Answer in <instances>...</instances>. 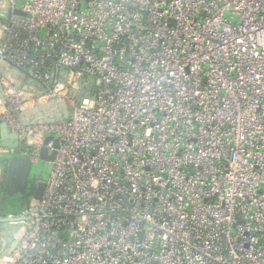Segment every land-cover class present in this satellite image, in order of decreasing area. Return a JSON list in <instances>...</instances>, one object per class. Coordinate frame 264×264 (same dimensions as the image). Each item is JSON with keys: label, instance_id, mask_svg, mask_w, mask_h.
<instances>
[{"label": "built area", "instance_id": "1", "mask_svg": "<svg viewBox=\"0 0 264 264\" xmlns=\"http://www.w3.org/2000/svg\"><path fill=\"white\" fill-rule=\"evenodd\" d=\"M0 66V264H264V0H0Z\"/></svg>", "mask_w": 264, "mask_h": 264}, {"label": "trees", "instance_id": "2", "mask_svg": "<svg viewBox=\"0 0 264 264\" xmlns=\"http://www.w3.org/2000/svg\"><path fill=\"white\" fill-rule=\"evenodd\" d=\"M3 122H0L2 124ZM3 132L0 131V136H3ZM24 155L21 154L19 151H15L11 154H7L6 157H4V165H5V175H4V181L0 184V215H17L25 207L27 206L30 198L33 196V189L29 190V192L25 189L26 187H23V196L24 200H26V203L22 205L19 209H16L14 211H8L3 208V202L7 199L8 196H10L12 191H19V183L22 180V177L26 173L25 170L27 169L26 161H24ZM21 190V194H22Z\"/></svg>", "mask_w": 264, "mask_h": 264}, {"label": "rangeland", "instance_id": "3", "mask_svg": "<svg viewBox=\"0 0 264 264\" xmlns=\"http://www.w3.org/2000/svg\"><path fill=\"white\" fill-rule=\"evenodd\" d=\"M11 154V153H8ZM7 154H4V157H6ZM26 158H23L24 161H26L27 169L25 170V174L22 177L21 182L19 183V191H12L10 196L7 197V199L3 202V208L8 211H14L16 209H19L22 205L26 203V200H24L23 196V187H27L29 184L35 180V178L41 177L42 179L46 178L51 164L48 161L41 160L40 158L37 160V162H31L29 155H25ZM5 182V181H4ZM22 190V194H21ZM32 202V198H30L28 204Z\"/></svg>", "mask_w": 264, "mask_h": 264}, {"label": "water", "instance_id": "4", "mask_svg": "<svg viewBox=\"0 0 264 264\" xmlns=\"http://www.w3.org/2000/svg\"><path fill=\"white\" fill-rule=\"evenodd\" d=\"M0 131L3 132V136H0L1 139L3 140H16V136L12 133H9L5 124L2 123L0 124ZM52 136H49L47 137V139H51ZM57 147V140L54 139V148ZM55 151L53 150L51 152V154H47L46 153V148L43 147L41 149V152H40V159L41 160H45V161H51V159L53 158V155H54ZM24 158H26V156L24 155ZM44 185H45V182L44 180L40 179L38 182H37V185H36V189H35V192H34V195H33V198L34 199H39L41 197V194H42V191H43V188H44ZM8 220H11V219H0V222H5V221H8Z\"/></svg>", "mask_w": 264, "mask_h": 264}, {"label": "flooded vegetation", "instance_id": "5", "mask_svg": "<svg viewBox=\"0 0 264 264\" xmlns=\"http://www.w3.org/2000/svg\"><path fill=\"white\" fill-rule=\"evenodd\" d=\"M40 179H42L41 177H37V178H35V180H33V182L31 183V184H29V186L27 187V191L29 192V190H31V189H33V195H34V192H35V189H36V185H37V182L40 180ZM45 179L46 178H44V179H42V180H44V182H45ZM32 199H33V196L31 197Z\"/></svg>", "mask_w": 264, "mask_h": 264}, {"label": "crops", "instance_id": "6", "mask_svg": "<svg viewBox=\"0 0 264 264\" xmlns=\"http://www.w3.org/2000/svg\"><path fill=\"white\" fill-rule=\"evenodd\" d=\"M0 68H2L1 66H0ZM5 126H6V124H5ZM7 128V127H6ZM8 130V129H7ZM8 132H9V130H8ZM10 133V132H9Z\"/></svg>", "mask_w": 264, "mask_h": 264}]
</instances>
